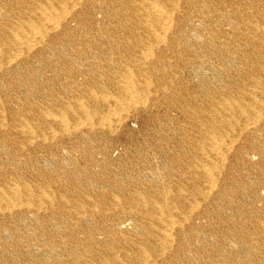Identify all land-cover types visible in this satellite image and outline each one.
I'll use <instances>...</instances> for the list:
<instances>
[{
    "label": "bare ground",
    "instance_id": "1",
    "mask_svg": "<svg viewBox=\"0 0 264 264\" xmlns=\"http://www.w3.org/2000/svg\"><path fill=\"white\" fill-rule=\"evenodd\" d=\"M0 264H264V0H0Z\"/></svg>",
    "mask_w": 264,
    "mask_h": 264
},
{
    "label": "rangeland",
    "instance_id": "2",
    "mask_svg": "<svg viewBox=\"0 0 264 264\" xmlns=\"http://www.w3.org/2000/svg\"><path fill=\"white\" fill-rule=\"evenodd\" d=\"M131 125H132V128H134V129L138 127V125L133 124V123Z\"/></svg>",
    "mask_w": 264,
    "mask_h": 264
}]
</instances>
